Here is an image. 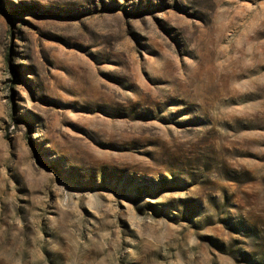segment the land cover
Instances as JSON below:
<instances>
[{
    "label": "rangeland",
    "instance_id": "rangeland-1",
    "mask_svg": "<svg viewBox=\"0 0 264 264\" xmlns=\"http://www.w3.org/2000/svg\"><path fill=\"white\" fill-rule=\"evenodd\" d=\"M0 264H264V0H0Z\"/></svg>",
    "mask_w": 264,
    "mask_h": 264
}]
</instances>
